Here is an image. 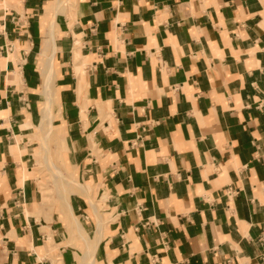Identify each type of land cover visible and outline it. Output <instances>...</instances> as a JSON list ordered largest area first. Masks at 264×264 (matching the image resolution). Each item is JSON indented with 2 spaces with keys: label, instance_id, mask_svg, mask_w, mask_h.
<instances>
[{
  "label": "crops",
  "instance_id": "1",
  "mask_svg": "<svg viewBox=\"0 0 264 264\" xmlns=\"http://www.w3.org/2000/svg\"><path fill=\"white\" fill-rule=\"evenodd\" d=\"M71 219L94 264H264V0H0V264H80Z\"/></svg>",
  "mask_w": 264,
  "mask_h": 264
},
{
  "label": "rangeland",
  "instance_id": "2",
  "mask_svg": "<svg viewBox=\"0 0 264 264\" xmlns=\"http://www.w3.org/2000/svg\"><path fill=\"white\" fill-rule=\"evenodd\" d=\"M51 126V125H50ZM36 134L35 136L37 137V140L39 141V146H40V149L39 151L36 152L35 156L37 157V153L39 154V159L41 160V162H43L44 164H40V170H41V173L46 176H48V182L49 184H51V176H52V182L55 183V178L57 177L58 180H61L63 181L62 179H60V177H58V175L56 174L55 172V168L56 170L58 169L60 172H61V169L55 164L56 162H58L60 164V159L58 156H56V154L54 153H51V145H55V143L57 144L58 143V140L55 138L54 134H53V131H52V128L49 127L48 123L46 122H41V124H39L36 128ZM45 140L46 142V147H42L41 145V140ZM53 151V150H52ZM46 157L48 159L51 160V162L53 163V167L51 166H47L45 163H46ZM37 159V161L39 160ZM57 163V164H58ZM45 165V166H44ZM46 167V168H45ZM55 167V168H54ZM53 169V170H52ZM50 176V178H49ZM65 176V175H64ZM66 183V181H64ZM60 183V182H58ZM63 194V193H62ZM62 198L66 199V196L65 195H62L61 196ZM66 201V200H65ZM64 203V201H63ZM88 239V238H87ZM82 240V239H81ZM83 241V240H82ZM90 241H93V240H90ZM94 243L89 247L87 248L86 245H85V248L83 249L82 251V255H81V258H80V264H85L92 256V252L94 250ZM87 248V249H86ZM84 252V253H83ZM87 252V256L86 258H82L83 255ZM88 258V260H86ZM86 260V262H85ZM94 264V261L93 263Z\"/></svg>",
  "mask_w": 264,
  "mask_h": 264
},
{
  "label": "bare ground",
  "instance_id": "3",
  "mask_svg": "<svg viewBox=\"0 0 264 264\" xmlns=\"http://www.w3.org/2000/svg\"><path fill=\"white\" fill-rule=\"evenodd\" d=\"M46 115H49V102H47V107H46ZM55 168V167H54ZM53 170V169H52ZM55 172H56V174L58 175V176H60L61 174H60V171L59 170H56V168H55ZM63 201L66 203V201L63 199ZM66 205V204H65ZM71 221H72V223H73V225L75 226V230L79 233V236L82 238V240H83V242H84V244L86 245V247L87 248H89L93 243H94V241H90L89 239H87V237H85L83 234V231H82V229L80 228V226H79V222L77 223V221L76 220H74V219H71ZM87 235V234H86ZM86 248V249H87ZM84 253V252H83ZM86 256H87V252L83 255V259L84 258H86ZM86 260H88V258L86 259ZM86 260H85V262H86ZM93 263V258H92V256H91V258L85 263V264H92ZM83 264V263H82Z\"/></svg>",
  "mask_w": 264,
  "mask_h": 264
}]
</instances>
